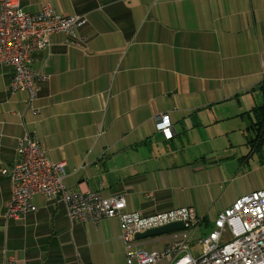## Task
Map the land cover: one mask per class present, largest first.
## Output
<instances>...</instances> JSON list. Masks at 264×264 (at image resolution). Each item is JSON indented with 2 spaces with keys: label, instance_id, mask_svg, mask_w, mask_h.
I'll list each match as a JSON object with an SVG mask.
<instances>
[{
  "label": "crops",
  "instance_id": "0c3cea01",
  "mask_svg": "<svg viewBox=\"0 0 264 264\" xmlns=\"http://www.w3.org/2000/svg\"><path fill=\"white\" fill-rule=\"evenodd\" d=\"M45 4L87 23L33 53L35 99L11 93L12 68H0V264H127L119 218L71 222L63 201L39 194L35 212L6 219L12 188L1 171L19 160L26 134L66 163L72 191L124 195L126 211L145 216L192 208L197 257L198 239L244 195L222 191L223 167L234 162L212 168L196 157H232L229 123L252 120L264 105V0H20L26 12ZM164 113L170 139L156 129ZM182 230L135 235V244L161 250Z\"/></svg>",
  "mask_w": 264,
  "mask_h": 264
},
{
  "label": "built area",
  "instance_id": "2783aa9c",
  "mask_svg": "<svg viewBox=\"0 0 264 264\" xmlns=\"http://www.w3.org/2000/svg\"><path fill=\"white\" fill-rule=\"evenodd\" d=\"M86 23V17L65 16L50 4L37 12H26L20 0H0V68H12L10 92L26 91L30 100L35 99L39 76L32 67L33 53L47 49L53 34L76 37ZM262 77L264 85V64ZM172 125L169 113L157 116L156 129L164 138H172ZM17 152L19 160L1 171L9 176L12 188L6 219H20L35 212L33 198L42 194L63 201L71 222L97 224L103 218H119L127 264H158L163 259L170 264H264V189L244 194L220 211L213 229L198 239L201 251L194 257L190 254L192 232L189 230L198 218L192 208L151 216H145L141 210L128 212L124 195L104 196L99 191L70 190L64 181L66 163L53 161L46 155L45 145L35 136L26 134L21 138ZM175 221L184 223L181 240L153 251L135 244L136 233ZM7 264L16 262L9 258Z\"/></svg>",
  "mask_w": 264,
  "mask_h": 264
},
{
  "label": "rangeland",
  "instance_id": "374dc122",
  "mask_svg": "<svg viewBox=\"0 0 264 264\" xmlns=\"http://www.w3.org/2000/svg\"><path fill=\"white\" fill-rule=\"evenodd\" d=\"M252 113V111L250 112ZM244 123H229L228 127L230 130L233 147L229 146L227 149H231L232 157H220L215 158L212 156H206V158H197V164L207 165V161H212L210 166L215 168L218 164L223 162H234L229 166L223 167L222 175L226 180L222 187V191L225 190V196L231 195L232 193H250L254 189H264V148L262 151L256 150L254 154H250L252 148H247L244 143L247 137H256V132L251 129L253 123L258 122L257 117H253L250 120L247 117L243 119ZM225 141V139H222ZM226 155V154H223ZM241 167L239 168V166ZM227 184L229 188L227 189Z\"/></svg>",
  "mask_w": 264,
  "mask_h": 264
},
{
  "label": "water",
  "instance_id": "95a60500",
  "mask_svg": "<svg viewBox=\"0 0 264 264\" xmlns=\"http://www.w3.org/2000/svg\"><path fill=\"white\" fill-rule=\"evenodd\" d=\"M184 223L180 222V221H175L169 224H165L162 226H158V227H153V228H149L147 230H145L144 232H138L136 234V238L138 239H144L147 237H153V236H157V235H164V234H168V233H174L177 231H180L182 229H184Z\"/></svg>",
  "mask_w": 264,
  "mask_h": 264
},
{
  "label": "trees",
  "instance_id": "16d2710c",
  "mask_svg": "<svg viewBox=\"0 0 264 264\" xmlns=\"http://www.w3.org/2000/svg\"><path fill=\"white\" fill-rule=\"evenodd\" d=\"M264 86V85H263ZM257 123H253L252 127H255L258 131L255 138L249 137L248 144L254 149L259 150L264 145V105L256 108Z\"/></svg>",
  "mask_w": 264,
  "mask_h": 264
},
{
  "label": "bare ground",
  "instance_id": "6f19581e",
  "mask_svg": "<svg viewBox=\"0 0 264 264\" xmlns=\"http://www.w3.org/2000/svg\"><path fill=\"white\" fill-rule=\"evenodd\" d=\"M184 230V229H183Z\"/></svg>",
  "mask_w": 264,
  "mask_h": 264
}]
</instances>
